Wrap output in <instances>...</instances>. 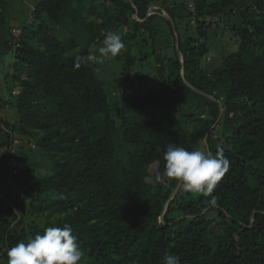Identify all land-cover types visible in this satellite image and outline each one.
Listing matches in <instances>:
<instances>
[{
	"label": "trees",
	"instance_id": "trees-1",
	"mask_svg": "<svg viewBox=\"0 0 264 264\" xmlns=\"http://www.w3.org/2000/svg\"><path fill=\"white\" fill-rule=\"evenodd\" d=\"M105 1L130 44L122 80L160 61V85L120 125L90 59L100 31L91 16L101 18L92 1L34 0L20 23L0 0V58L15 56L11 96H0V264L65 224L79 264H162L165 252L181 264H264V0ZM226 21L238 49L203 67L207 31ZM168 145L223 153L229 167L211 194L175 193Z\"/></svg>",
	"mask_w": 264,
	"mask_h": 264
},
{
	"label": "rangeland",
	"instance_id": "rangeland-1",
	"mask_svg": "<svg viewBox=\"0 0 264 264\" xmlns=\"http://www.w3.org/2000/svg\"><path fill=\"white\" fill-rule=\"evenodd\" d=\"M8 1V11L12 19L19 18L20 20L18 21L20 23L23 20L28 19L29 16H27L26 13L24 14L23 11L25 8L27 10L33 7L34 0ZM91 1V5H93L98 11L100 10L99 15H101V18L91 16V19L95 18L96 23H98L100 27L98 40L91 45L93 55L99 56L98 49L103 45V41L106 35L109 33H117L121 35L125 46L115 58L104 59L103 62L93 61V64L96 66V72L98 76L101 80H103L105 88L109 92L113 116L117 119L118 124L120 125L124 116L135 118L138 114L136 104L138 96L144 95L149 89H154L160 85L159 73L157 69L160 65V61H157L155 57H151L149 61L144 62L142 66L141 64L135 66L132 69L130 77L123 81L122 72L124 60L119 59V56H124L125 51L127 50L128 46H130L129 40L125 38V26H120L117 22L110 23V15L113 12V8L110 7V4L105 0ZM167 1L170 3H179L183 0ZM208 1L213 2L214 0ZM104 5H106V7H104ZM188 5L192 8L194 7V3L191 1L188 2ZM163 12L164 14L168 15L166 11ZM102 19L105 20V22L110 23L108 29H105L102 25ZM71 26H73V24H71ZM231 26L232 24L229 21L221 24L214 22L213 27L207 31L208 45L210 50L203 58V67L220 65L226 55L238 49V36ZM182 28H184L183 25ZM16 32H19V29ZM57 34L62 40H67L66 42L68 43H72L74 40L73 32L68 28L63 27L58 29ZM103 35L104 37H102ZM169 39L172 42V36H170ZM69 40H71V42ZM14 57V55L10 54L7 56V58H0V96L5 97V99L11 96L10 87H12V80L9 79L7 74L12 73L13 71L12 65L15 62ZM18 92L19 89L16 88L14 93L17 94ZM8 111L14 115L11 105H8ZM31 146L33 148L36 147L34 143H32ZM199 150L204 152L207 151L203 145L200 146ZM37 153H40V151H35V154ZM38 159H40V156H38ZM33 172L34 174H41L38 167H34Z\"/></svg>",
	"mask_w": 264,
	"mask_h": 264
},
{
	"label": "clouds",
	"instance_id": "clouds-1",
	"mask_svg": "<svg viewBox=\"0 0 264 264\" xmlns=\"http://www.w3.org/2000/svg\"><path fill=\"white\" fill-rule=\"evenodd\" d=\"M121 35L109 33L93 61L115 58L123 49ZM163 175L179 182L185 192L211 194L229 167L222 152L209 155L201 150L168 145L163 152ZM160 179L159 176L156 177ZM83 252L70 225L47 227L43 234L20 241L7 250V264H79ZM162 264H181L180 257L165 252Z\"/></svg>",
	"mask_w": 264,
	"mask_h": 264
},
{
	"label": "water",
	"instance_id": "water-1",
	"mask_svg": "<svg viewBox=\"0 0 264 264\" xmlns=\"http://www.w3.org/2000/svg\"><path fill=\"white\" fill-rule=\"evenodd\" d=\"M183 64H184V62H183ZM222 113H223V107H222V104H221L220 117L222 116ZM179 186H180V184L178 185V187H177L175 193L178 191ZM175 193H174V194H175Z\"/></svg>",
	"mask_w": 264,
	"mask_h": 264
},
{
	"label": "built area",
	"instance_id": "built-area-1",
	"mask_svg": "<svg viewBox=\"0 0 264 264\" xmlns=\"http://www.w3.org/2000/svg\"><path fill=\"white\" fill-rule=\"evenodd\" d=\"M152 13H153V11L150 10L149 14H152ZM12 165H15V163L13 161H12Z\"/></svg>",
	"mask_w": 264,
	"mask_h": 264
}]
</instances>
